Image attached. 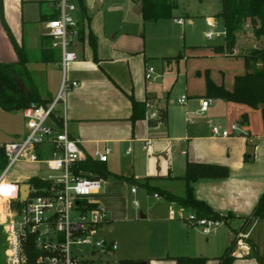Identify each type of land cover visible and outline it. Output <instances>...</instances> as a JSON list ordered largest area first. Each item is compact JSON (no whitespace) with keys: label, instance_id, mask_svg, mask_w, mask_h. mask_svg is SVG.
<instances>
[{"label":"crops","instance_id":"0c3cea01","mask_svg":"<svg viewBox=\"0 0 264 264\" xmlns=\"http://www.w3.org/2000/svg\"><path fill=\"white\" fill-rule=\"evenodd\" d=\"M204 1L200 2L203 4ZM54 2L21 1L20 24L17 17L14 18V26L8 20L15 30L19 24L20 33L15 35L17 44L31 51L40 50L41 37L46 33L42 17L52 12ZM94 2H91V7ZM182 2L181 14L173 12V18L160 20H172L182 25L183 18H187L192 23L187 12L188 0ZM218 11L214 14L198 12V15L203 17L206 25L214 27L219 20L215 16ZM87 16L85 19L89 20ZM176 19H181V23ZM25 23L31 30L26 37ZM84 29L73 46L76 59L69 62L64 70L59 61L30 62L27 68L38 90L43 85L41 97L49 102L57 96L63 77L79 83L65 94L67 129L72 138L79 140L85 158L95 159V151L108 150L102 167L110 175L102 178L100 190L91 196L107 213L108 230L113 229L111 219L127 217L124 215L127 207L119 208L121 203L115 197L116 189L122 185L139 184L146 189L153 186L182 196L186 189L183 175L188 163L212 164L226 169L224 176L201 177L191 183L193 196L220 216L222 225L209 234H203L198 227L174 217L177 211L193 210L161 197L156 199L158 203L147 209L151 218L149 222L159 221L162 226L163 256H151L146 260L139 259L136 254L133 257L137 258L128 256L132 257L129 260L133 263L175 264L172 259L175 256H204L207 258L205 264H217V258L236 239L231 264H259L253 254L262 257L264 264V218L250 219L264 193L261 109L223 98H209L207 109L199 112L201 99L208 98L205 96V71L215 84L232 91L235 77L247 72L243 53L237 54L235 49L232 54L218 53L213 47L220 44L179 45L170 33H156L154 39L157 42L151 46L145 41L144 34L143 45L128 41L112 43L106 41L99 31L89 30L86 39ZM222 34L224 36L223 30ZM92 36L94 46L89 40ZM178 54L181 56L176 59H163ZM16 60L14 48L0 27V61ZM148 64L155 67L154 79L144 77ZM255 66L259 67L260 63ZM182 95L187 96V101L179 104L178 99ZM132 100L138 102L135 109ZM160 110L164 111L163 122H158ZM234 123H238L236 130L231 129ZM211 125H218L230 134L214 136ZM130 189L126 197L131 195L132 200H137V188L135 193ZM139 213L140 218H148V212ZM232 223H237L238 227L232 228ZM222 226L226 228L221 230ZM227 226L230 231H227ZM240 231L246 235L241 239L238 237ZM239 240L241 247H238Z\"/></svg>","mask_w":264,"mask_h":264},{"label":"built area","instance_id":"2783aa9c","mask_svg":"<svg viewBox=\"0 0 264 264\" xmlns=\"http://www.w3.org/2000/svg\"><path fill=\"white\" fill-rule=\"evenodd\" d=\"M93 1V0H92ZM81 0H55L56 16L45 20L46 33L51 46L60 51V67L76 59L73 46L81 37L85 18L80 19ZM87 7V0H82ZM181 23V19L175 20ZM214 27L205 36L214 34ZM155 67L146 65L145 79L155 78ZM77 81L61 80L57 96L46 106L31 104L22 110L25 119L24 137L0 144L5 164L0 169V229L4 240L3 264H92L95 252L114 253L115 241L100 234V228L108 224L105 210L91 196L101 188L102 178L83 175L78 168L85 156L79 140L72 138L65 117V94L69 88L78 86ZM187 96L178 99L184 104ZM209 98L201 99L200 113L207 109ZM238 123L231 125L232 130ZM217 137L230 132L218 125H211ZM108 150L95 151V159L107 160ZM18 163L44 164L50 173L19 177L10 174ZM27 185V189H22ZM6 190V191H5ZM130 191L135 193L136 187ZM25 194V195H24ZM153 199L161 196L154 192ZM132 205L137 207L138 200ZM174 217L196 226L203 234H209L223 224L221 218L199 217L195 212L177 211ZM240 232L238 237H245ZM241 240L238 247H241ZM89 246L91 251H84ZM89 261V263H88Z\"/></svg>","mask_w":264,"mask_h":264},{"label":"trees","instance_id":"16d2710c","mask_svg":"<svg viewBox=\"0 0 264 264\" xmlns=\"http://www.w3.org/2000/svg\"><path fill=\"white\" fill-rule=\"evenodd\" d=\"M1 1V0H0ZM138 3L140 0H132ZM202 1V0H199ZM143 7L140 16L144 21H158L160 19H171L174 17V10L178 7L176 0H142ZM220 10L216 17L220 20L223 32L224 42L216 45L213 49L218 53L232 54L235 49L237 32L240 31L245 22H249L252 27L253 36L257 39V45L252 46L246 53L242 54L247 68V72L238 75L234 79V88L232 91L226 90L222 85L215 84L205 71L206 94L208 98H223L225 100L240 102L254 108H260L264 126V0H218ZM80 19L86 15V6L80 3ZM56 16L54 8L51 13L44 15L43 20ZM87 18H90L87 16ZM3 25L11 39L17 60L14 62L0 61V108L6 112H15L23 110L25 107L36 104L46 106L49 100L43 99L35 85L32 74L27 68L30 62H58L60 51L51 46V39L44 35L41 37V48L39 51H31L22 44H17L12 38L5 22ZM82 34V28L80 29ZM90 42L94 46V38L90 37ZM181 55L174 57H164V60L176 59ZM259 62L260 66L255 64ZM197 75L200 72H196ZM25 90L21 89V85ZM134 109L138 102L132 100ZM101 161L85 158L78 164L79 170L83 175L96 178H104L107 173L102 167ZM5 159L0 150V169L4 166ZM226 174L225 167L212 164L188 163L183 178L186 181L185 194L177 196L157 187L148 186L149 193H158L168 201L176 202L182 207L190 208L197 216H213L221 218L214 213L203 201L197 200L192 194L191 183L201 177H216ZM120 178L119 175H114ZM264 218V193L259 197L250 219ZM247 222V221H246ZM239 232V231H238ZM237 232V233H238ZM241 232V231H240ZM236 239H233L223 254L217 258V264H231L234 256L232 252L236 245ZM259 264H263L262 257L253 254ZM175 264H205L204 256H175L172 258ZM118 264H133L131 260H120Z\"/></svg>","mask_w":264,"mask_h":264},{"label":"rangeland","instance_id":"374dc122","mask_svg":"<svg viewBox=\"0 0 264 264\" xmlns=\"http://www.w3.org/2000/svg\"><path fill=\"white\" fill-rule=\"evenodd\" d=\"M22 0H1L0 1V27L3 29L10 42L11 39L6 31L3 22L7 25L12 38L15 40L16 32L20 33V3ZM182 0H177L178 9L174 11L175 15L181 14V5L184 4ZM27 3V2H26ZM187 12L192 18V23L188 22L187 18H183L184 24L177 25L172 20L144 21L140 15L134 13V8L138 3L132 0H95L94 5L88 6L89 20H85V37L89 34V30L95 33L99 31L103 34V38L108 42L118 43L121 41H128V43L139 42L143 45V34L145 41L149 46L157 42L154 39L156 33L167 35L170 33L174 36V41L181 44H222L224 36L222 34V24L220 20L216 21L214 30L216 31L211 39L205 37V32L211 29V26L205 24L201 14H214L216 10H220L218 0H205L202 4L199 0H188ZM17 17L19 23L16 30L11 28L9 21L14 26V18ZM158 23V24H156ZM211 24V22H210ZM157 25V26H155ZM212 25V24H211ZM31 32L28 26H24V34ZM257 39L253 36L252 27L247 21L243 24L240 31L237 32L235 53H246L252 46H256ZM12 44V42H11ZM258 46V45H257ZM13 47V45H12ZM184 52V51H182ZM181 52V53H182ZM36 85V84H35ZM37 87V86H36ZM40 87V86H39ZM43 85L38 90L40 95H43ZM38 89V87H37ZM26 133L25 119L22 115V110L15 112H6L0 108V144L10 142L24 137ZM50 172L47 171L44 164L33 163H18L14 165L10 174H17L19 177H26L28 175L37 174L39 176H46ZM131 183L127 187L121 186L116 189V200L121 203L119 208L127 207V215L121 219L112 220V230H108L104 225L100 228V234L103 238L109 241H116L117 249L114 253L95 252L92 256V264H118L120 260H129L138 254L139 259L151 256H163L164 254V236L162 233V226L159 221L151 223L148 206L158 203L156 199L151 198L152 193L142 185H133L137 188L138 193L135 198L139 201V207H134L131 204L132 197H126V192L129 191ZM125 203V206H124ZM119 205V204H118ZM139 211L148 212V218H140ZM123 214H121L122 216ZM237 223H232V228H237ZM226 226L220 229L224 230ZM227 231H230L227 226ZM83 250L91 251L89 246H82ZM4 240L0 229V264L4 263ZM134 254V255H133ZM132 256V257H128ZM144 256V257H143ZM137 258V257H133ZM89 263V261H88Z\"/></svg>","mask_w":264,"mask_h":264},{"label":"water","instance_id":"95a60500","mask_svg":"<svg viewBox=\"0 0 264 264\" xmlns=\"http://www.w3.org/2000/svg\"><path fill=\"white\" fill-rule=\"evenodd\" d=\"M91 2H92V0H87V5L90 6L91 5ZM142 7H143V2H142V0H140L138 2V4L135 6L134 10H133L134 13L137 14V15H139L141 13ZM261 46H262L261 43H259L258 44V47H261ZM21 89L22 90H25V86L23 84L21 85ZM158 118H159L158 119V122H163L164 121V111L163 110H160L159 111ZM21 188L22 189H27V185H23ZM133 264H147V262L146 261H140V262H135Z\"/></svg>","mask_w":264,"mask_h":264},{"label":"snow or ice","instance_id":"6c2138e0","mask_svg":"<svg viewBox=\"0 0 264 264\" xmlns=\"http://www.w3.org/2000/svg\"><path fill=\"white\" fill-rule=\"evenodd\" d=\"M6 191V190H5Z\"/></svg>","mask_w":264,"mask_h":264}]
</instances>
